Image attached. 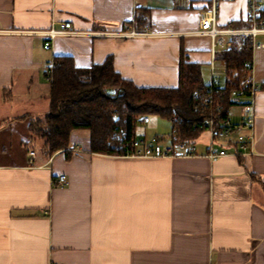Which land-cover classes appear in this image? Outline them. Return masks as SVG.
Masks as SVG:
<instances>
[{"label":"crops","instance_id":"0c3cea01","mask_svg":"<svg viewBox=\"0 0 264 264\" xmlns=\"http://www.w3.org/2000/svg\"><path fill=\"white\" fill-rule=\"evenodd\" d=\"M209 6L0 0V264H264V46L253 51L259 90L250 155L210 160L203 133L195 154L169 157L92 152L89 132L85 146L77 141L81 130L73 132L69 157L32 158L26 141L29 118L48 111L45 71L57 55L80 67L112 56L116 71L137 86L175 87L183 49L206 84L214 58L213 79L223 87L216 55L224 49L213 54L211 38L196 34ZM138 7L150 11L145 31L130 22ZM247 19V0L220 1L218 25ZM66 21L79 33L56 36L45 49L37 32ZM132 29L139 34H121ZM256 40L264 44V33ZM229 119L241 123L240 106ZM60 175L65 184L54 182Z\"/></svg>","mask_w":264,"mask_h":264},{"label":"trees","instance_id":"16d2710c","mask_svg":"<svg viewBox=\"0 0 264 264\" xmlns=\"http://www.w3.org/2000/svg\"><path fill=\"white\" fill-rule=\"evenodd\" d=\"M261 18L264 20V12ZM130 22L135 30L145 31L151 24L149 8L138 7ZM250 25L248 19L229 23L236 28ZM230 41L231 48L216 55L224 63L226 81L214 96L212 108L198 104L197 95L208 84L204 82L200 64L188 60L183 49L175 87L137 86L116 71L112 56L102 63L80 67L72 56L57 55L45 71L49 82L48 111L29 118V139L42 141L41 154L46 158L59 151H65L69 157L73 132L87 130L90 151L123 155L136 140L143 138L137 133L138 124L144 122L145 117L156 115L172 122L170 134L167 137L155 135L157 140H195L206 131L205 121L210 115L216 128L229 119L230 108L234 106L231 92L243 87L251 73L253 51L240 36ZM6 92L4 98L8 100ZM173 117L177 121H172Z\"/></svg>","mask_w":264,"mask_h":264},{"label":"built area","instance_id":"2783aa9c","mask_svg":"<svg viewBox=\"0 0 264 264\" xmlns=\"http://www.w3.org/2000/svg\"><path fill=\"white\" fill-rule=\"evenodd\" d=\"M221 0H210L209 8L204 12L200 27L196 34L207 35L211 38L212 52L215 54L217 48L229 50L231 48L230 39L234 36H240L247 43V47L252 51L264 46L262 42H257L256 37L260 33H264V20L261 13L264 12V0H247L248 20L251 25L244 28H236L232 26L218 25V11ZM38 34L44 37V48L50 49L52 40L59 35L78 34L79 32L71 29V23L66 21L60 23L59 27H50L49 29L38 31ZM139 34L133 29L126 34ZM214 58L212 59V80L207 88L200 92L198 96V104L202 107L212 108L215 104L214 96L220 92V87L216 84L214 78ZM52 65V64H51ZM251 73L246 78L243 87L234 89L231 92V100L234 105L240 106L242 109L243 119L241 123L234 124L230 119H225L221 127L216 128L212 115L205 121L206 131L210 139L206 156L210 160H217L229 153L236 156L250 155L253 153L252 145L254 140V126L256 120V94L259 90V84L252 76L253 61L250 62ZM220 108L221 106L218 105ZM149 117L144 118V122H148ZM172 121H177L176 117ZM235 134V136H234ZM196 140L170 142L159 141L155 137L140 138L133 143L132 147H128L124 155L128 156H149V157H169L177 155H193L196 153ZM230 151V152H229ZM29 154L32 158L36 157V152L30 150ZM54 182L57 184H65L67 178L60 175Z\"/></svg>","mask_w":264,"mask_h":264},{"label":"rangeland","instance_id":"374dc122","mask_svg":"<svg viewBox=\"0 0 264 264\" xmlns=\"http://www.w3.org/2000/svg\"><path fill=\"white\" fill-rule=\"evenodd\" d=\"M218 70L221 71V83L225 80V71H224V66L221 62H217L216 63ZM204 71H205V77H207V79H209V75H208V71L209 68L208 66H204ZM208 81V80H207ZM45 82V81H44ZM172 129V122L171 120L162 118L160 116H156V115H150L149 116V121L148 122H140L137 126V133L139 135L141 134H145L147 138L149 137H154L155 135H163V136H168L171 132ZM88 134L87 130H81L80 131V136L79 139H77V141L82 144V145H86L87 144V135H83L84 133ZM208 135L207 131H204L202 136H206ZM28 144H30V149H33L36 153H41V146H42V141L41 140H30L29 136H28V140H26Z\"/></svg>","mask_w":264,"mask_h":264}]
</instances>
